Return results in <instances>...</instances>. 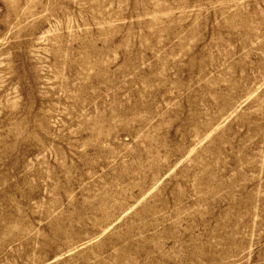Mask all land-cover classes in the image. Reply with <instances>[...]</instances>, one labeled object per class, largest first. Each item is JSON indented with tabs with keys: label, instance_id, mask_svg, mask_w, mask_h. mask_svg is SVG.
Returning <instances> with one entry per match:
<instances>
[{
	"label": "rangeland",
	"instance_id": "obj_1",
	"mask_svg": "<svg viewBox=\"0 0 264 264\" xmlns=\"http://www.w3.org/2000/svg\"><path fill=\"white\" fill-rule=\"evenodd\" d=\"M0 264H264V0H0Z\"/></svg>",
	"mask_w": 264,
	"mask_h": 264
}]
</instances>
